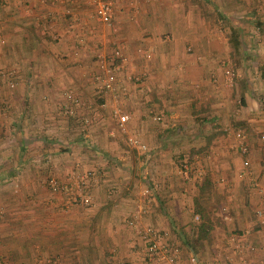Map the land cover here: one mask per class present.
<instances>
[{"label":"crops","instance_id":"obj_1","mask_svg":"<svg viewBox=\"0 0 264 264\" xmlns=\"http://www.w3.org/2000/svg\"><path fill=\"white\" fill-rule=\"evenodd\" d=\"M112 1L108 26L91 0H0L2 264L41 256L146 264V239L129 218L164 232L180 264H264L255 214L264 198L252 183L264 187V0L231 4L251 10L262 27L241 33L247 44L237 49L230 30H205L190 2L186 10L179 0ZM117 41L125 44L121 82L102 93L97 53L109 55ZM232 57L238 73L230 79L224 62ZM114 109L129 115L145 155L136 148L127 159L130 131ZM240 129L248 153L239 150ZM77 162L94 171L84 178L92 203L64 208L66 195L48 178L65 181Z\"/></svg>","mask_w":264,"mask_h":264},{"label":"built area","instance_id":"obj_2","mask_svg":"<svg viewBox=\"0 0 264 264\" xmlns=\"http://www.w3.org/2000/svg\"><path fill=\"white\" fill-rule=\"evenodd\" d=\"M94 4V16L101 22L107 24L108 26L113 25V12L114 6L112 0H91ZM125 44L121 41L114 42L112 50L109 55L99 52L97 53V66L98 69L94 73V79L97 82L99 91L104 92H115L116 86L120 79V73L124 69L123 65V49ZM225 73L230 75L229 78L232 79V72L230 68L225 69ZM8 77V83L10 86L14 85L13 72L6 74ZM67 113L73 112V107L66 106ZM114 112L118 116V124L121 128L126 130V123L129 119L127 113L121 112L119 109H114ZM239 139V150L241 153H248L249 144L246 132L242 129L236 132ZM264 140V133L261 135ZM129 140L134 147L139 150L145 151L147 145L140 138L131 134ZM249 159H245L247 164ZM248 172V171H247ZM93 170L81 171L78 162L74 164L72 170L67 174V179L65 181L60 180L54 175H50L48 178V185L53 191L61 192L66 195L64 208H68L71 204H82L84 206H89L92 203V195L87 189V182L84 178L94 179ZM252 183L260 187V192L263 194L264 198V187L259 184L257 179H252ZM145 204L141 203L140 207L144 208ZM255 214L258 221L264 224V207L258 206L255 209ZM127 224L131 226L137 233H140L145 239L146 244L142 248V253L144 256V262L146 264H180L179 260V248L175 244H170L165 239V233L160 231L157 227L153 225L140 226L134 218H129ZM190 261H197V257L194 254L189 256ZM1 264H2V259ZM56 260L50 256L38 257L35 260V264H54ZM7 264V262L5 263Z\"/></svg>","mask_w":264,"mask_h":264},{"label":"rangeland","instance_id":"obj_3","mask_svg":"<svg viewBox=\"0 0 264 264\" xmlns=\"http://www.w3.org/2000/svg\"><path fill=\"white\" fill-rule=\"evenodd\" d=\"M179 1H184V3H186L185 4L186 10H188L187 6H190L187 2H190L191 6L195 8V11L199 10L201 12V16L203 15L201 19L205 21V25H206L205 30H208L209 32L212 30V28H215L214 29L215 31H218V32L222 31V34H225L226 30L231 31V27H234V26H235L234 28L237 30L239 35L241 33L244 34L245 32H247V29L249 31L254 30L256 31V33H260L262 31V27L254 21L256 20L257 15L253 14L251 10H248L246 7H245L246 10H244L243 7H241L243 5L240 6L241 8L233 9L231 7V4H234L235 0H179ZM219 20L221 22H219ZM232 24H234V26H232ZM219 28H220V31H219ZM241 42L244 45L247 44V41L245 40L240 41V43ZM224 64L226 68L233 69V71L231 69L232 79H233V76H234L233 74L238 73L236 69V65L234 64V58L232 57L231 61L230 59L225 60ZM239 72L241 75L244 74V72L241 70ZM245 73L249 74V72H245ZM251 75H253V73ZM239 78H240V75H239ZM130 80H133V79H130ZM121 112L123 111L121 110ZM159 120H160V124L165 123L164 120L162 119H159ZM126 128L130 132H126V135H124L123 146L125 147L126 150H128L127 152L126 151L125 152L130 155V158L127 157V159L129 160V159H132L134 155H137V154L139 155V153L136 151L137 150L136 147H134L129 140V136L133 133V130L129 129L130 128L129 125H127ZM133 150L135 151L134 153H133ZM97 154L102 155L99 152H97ZM140 154L145 155L146 151ZM123 159L126 160V158H122L120 161H122Z\"/></svg>","mask_w":264,"mask_h":264},{"label":"trees","instance_id":"obj_4","mask_svg":"<svg viewBox=\"0 0 264 264\" xmlns=\"http://www.w3.org/2000/svg\"><path fill=\"white\" fill-rule=\"evenodd\" d=\"M229 41L230 44L237 49L240 45V40H239V33L234 27H231L230 35H229ZM204 222L200 223V226L203 225Z\"/></svg>","mask_w":264,"mask_h":264}]
</instances>
